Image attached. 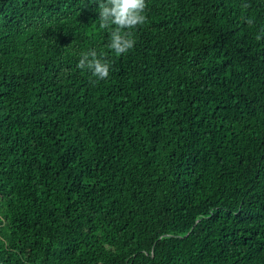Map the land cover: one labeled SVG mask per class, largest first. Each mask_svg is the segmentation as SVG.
<instances>
[{
	"label": "trees",
	"instance_id": "16d2710c",
	"mask_svg": "<svg viewBox=\"0 0 264 264\" xmlns=\"http://www.w3.org/2000/svg\"><path fill=\"white\" fill-rule=\"evenodd\" d=\"M100 2L0 0V262L264 264V0Z\"/></svg>",
	"mask_w": 264,
	"mask_h": 264
},
{
	"label": "clouds",
	"instance_id": "9594fccd",
	"mask_svg": "<svg viewBox=\"0 0 264 264\" xmlns=\"http://www.w3.org/2000/svg\"><path fill=\"white\" fill-rule=\"evenodd\" d=\"M98 7L99 27L110 31V42L107 47L116 55L128 53L136 43L133 30L147 22L145 0H103ZM243 7L247 8L248 5L245 4ZM246 23L252 26L254 21L247 18ZM255 38L258 41L264 38V30ZM76 67L90 72L95 78L93 83L109 77L110 62L98 56L95 49L80 52Z\"/></svg>",
	"mask_w": 264,
	"mask_h": 264
},
{
	"label": "water",
	"instance_id": "95a60500",
	"mask_svg": "<svg viewBox=\"0 0 264 264\" xmlns=\"http://www.w3.org/2000/svg\"><path fill=\"white\" fill-rule=\"evenodd\" d=\"M0 264H2V263L0 262Z\"/></svg>",
	"mask_w": 264,
	"mask_h": 264
}]
</instances>
